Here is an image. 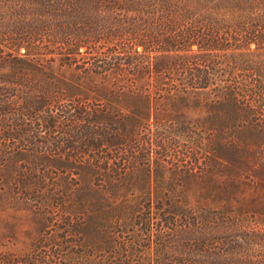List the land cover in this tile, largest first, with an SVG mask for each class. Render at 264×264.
<instances>
[{
  "label": "trees",
  "instance_id": "1",
  "mask_svg": "<svg viewBox=\"0 0 264 264\" xmlns=\"http://www.w3.org/2000/svg\"><path fill=\"white\" fill-rule=\"evenodd\" d=\"M10 179L0 264H264V0H0Z\"/></svg>",
  "mask_w": 264,
  "mask_h": 264
},
{
  "label": "rangeland",
  "instance_id": "2",
  "mask_svg": "<svg viewBox=\"0 0 264 264\" xmlns=\"http://www.w3.org/2000/svg\"><path fill=\"white\" fill-rule=\"evenodd\" d=\"M10 183H3L4 191L0 192V243H5L7 237H9V225L11 220H17L18 218L25 217L28 212L24 209L26 204L21 200V196L12 190V180ZM24 209V210H23ZM13 223V222H12ZM21 236H13L10 241L11 244L6 243V248L17 250L23 243Z\"/></svg>",
  "mask_w": 264,
  "mask_h": 264
}]
</instances>
